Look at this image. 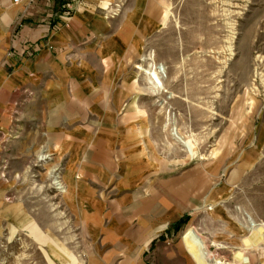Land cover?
<instances>
[{"label":"rangeland","instance_id":"374dc122","mask_svg":"<svg viewBox=\"0 0 264 264\" xmlns=\"http://www.w3.org/2000/svg\"><path fill=\"white\" fill-rule=\"evenodd\" d=\"M48 2L62 77L86 78L93 97L84 116L73 84L56 100L61 70L44 76L49 127L34 111L44 77L12 90L0 124V264H103L117 228L148 217L144 264H195L183 239L192 226L211 264H234L251 224H264V0ZM38 49L11 48L9 69ZM155 67L163 85L146 73ZM86 136L102 140L88 149L109 166L73 157ZM242 264H264V250H246Z\"/></svg>","mask_w":264,"mask_h":264},{"label":"crops","instance_id":"0c3cea01","mask_svg":"<svg viewBox=\"0 0 264 264\" xmlns=\"http://www.w3.org/2000/svg\"><path fill=\"white\" fill-rule=\"evenodd\" d=\"M48 1L49 0H47L45 5V0H20L18 4H15L13 0H0V124H3L6 121V115L4 111L5 106L10 99L12 90L16 86L31 83L29 78L30 73H36L38 76L43 78L50 72L59 68L61 70V74L59 73L61 78L58 79L59 81L54 82L55 85L58 84L59 86L53 88L54 86L52 87V84L50 85L49 81H46V77H44L45 79L43 78V80H45L47 84L44 89H41V99L34 107V111L37 109L40 110L43 119L47 121V126L50 127L52 125H57L53 122L50 123L52 118L50 119L51 114L49 113V103H53V101H50L48 98L50 89L53 88L52 91H54V93L59 96V99L56 100L60 101V104L63 105L65 101L63 96L66 95L67 85H71L73 83L72 81H67L62 77L65 75V72H67V69L62 65L61 61L57 59L55 54L48 47L51 44H56L60 38L58 33H55V30H53L52 26L54 25L51 24L48 18L51 15L50 7H48ZM166 16L167 13L165 14V17ZM27 43L34 46H39L38 51L33 57L24 55L17 56L18 59L13 60L17 64L15 70H10L7 64V61H9V50L11 48L21 50L22 47H24V45ZM86 80V78L78 77L73 84L75 89L74 95L76 100H78V104L76 103V105H79V107H77L80 110V114H84V116L86 111H88L87 105L90 101L89 99L93 97V92L88 91ZM35 83L36 82L32 84ZM64 110H66V107L61 106V120V116L65 114ZM54 118V121L59 120V115L56 114ZM81 118L83 117L81 116ZM86 123L90 126L95 125L96 127L100 128L103 126L104 120L93 119L90 121L87 120ZM87 136L80 137L79 140H77L79 143H82L83 146H85V151H80L73 157L78 160H84L86 163L90 160L89 163L96 165L97 169L102 168L104 164H111V156H109L104 151L95 153L90 148L88 149V142L93 141V139L89 140ZM54 137L55 136L53 132V135H49L48 142H55ZM66 137L61 140L62 143L65 141ZM93 142L98 143L102 142V140L98 136H95ZM46 156L48 157L46 153H41L42 160H45ZM17 218H22L20 213L15 214L14 219ZM148 220L150 221H148L146 224L150 225L141 226L138 224L137 226H133L131 222H128V225L118 227L117 231L114 232V239H118V242L117 244H114V247L109 251V254L100 257L103 264H144L143 254L145 253V245L148 242L147 240L149 238L151 239L153 236V233L151 232L153 229V226L151 225V217H148ZM30 229L33 236L38 241H40L41 244H46V242L49 240L47 236L43 234L37 224L32 223L30 225ZM198 238L204 242L207 256L210 257V254L207 252L206 241L202 237L198 236ZM98 254L99 253H96V255ZM212 257L214 259V261L212 259V264H216L218 262L216 260L219 258H217L215 255ZM193 259L195 264H197L194 257ZM222 262L227 264L224 261Z\"/></svg>","mask_w":264,"mask_h":264},{"label":"bare ground","instance_id":"6f19581e","mask_svg":"<svg viewBox=\"0 0 264 264\" xmlns=\"http://www.w3.org/2000/svg\"><path fill=\"white\" fill-rule=\"evenodd\" d=\"M149 74V78L152 79L155 83L159 85H163L161 77L159 75V71L157 67L146 71ZM163 89V88H162ZM57 180L55 181L56 185H60L59 189H63L61 181L58 180L59 177H55ZM252 229L249 230V235L244 238L243 244L244 248L241 251L235 253V263L234 264H242L244 254L246 250L250 248H254L257 250H264V224H251ZM202 237L199 232L195 229V227H190L183 234L184 243L188 248V251L195 258L197 264H211V258L207 256L205 250L204 242L198 238ZM217 264H223L222 261H218Z\"/></svg>","mask_w":264,"mask_h":264},{"label":"built area","instance_id":"2783aa9c","mask_svg":"<svg viewBox=\"0 0 264 264\" xmlns=\"http://www.w3.org/2000/svg\"><path fill=\"white\" fill-rule=\"evenodd\" d=\"M13 2H14L15 4H18V3L20 2V0H13Z\"/></svg>","mask_w":264,"mask_h":264},{"label":"trees","instance_id":"16d2710c","mask_svg":"<svg viewBox=\"0 0 264 264\" xmlns=\"http://www.w3.org/2000/svg\"><path fill=\"white\" fill-rule=\"evenodd\" d=\"M184 220H181L180 222H178L176 225H180V223H182Z\"/></svg>","mask_w":264,"mask_h":264}]
</instances>
